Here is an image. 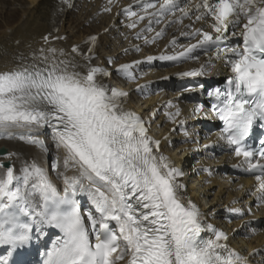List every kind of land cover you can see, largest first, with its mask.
Wrapping results in <instances>:
<instances>
[{
	"label": "snow or ice",
	"instance_id": "snow-or-ice-1",
	"mask_svg": "<svg viewBox=\"0 0 264 264\" xmlns=\"http://www.w3.org/2000/svg\"><path fill=\"white\" fill-rule=\"evenodd\" d=\"M61 2L71 6L69 0ZM136 4L139 11L131 5L121 11L129 28L147 18L141 31L151 32V25L167 16L174 18L169 23L194 16L186 25L192 31L181 35L195 43L147 60L197 59L203 52L208 63L180 75H203L212 61L228 69L223 85L207 90L210 111L222 122L218 140L240 158L235 167L254 175L256 198L264 203V0H197L191 8L181 7L180 0ZM197 21L201 26L193 27ZM163 34L161 29L145 42ZM43 39L47 43L49 36ZM96 40L90 36L87 43L95 45ZM71 51L87 63L49 47L31 59L19 56L12 67L0 70V132L24 130L18 138L47 154L39 131L50 128L63 153L51 165L62 190L34 159L25 161L19 173L0 163V245L11 255L34 234L42 236L45 227H52L61 236L48 249L44 264H249L230 246L228 234L207 223L185 195L186 185L178 179L184 173L160 151L161 141L149 135L145 119L126 108L129 93L104 82L111 73L92 63L93 47L87 54L78 46ZM133 67L121 64L116 71L131 80ZM165 115L174 119L180 112ZM254 127L261 130L255 145ZM81 193L88 195L95 212H82ZM230 211L240 213L238 208ZM0 264H8L7 257Z\"/></svg>",
	"mask_w": 264,
	"mask_h": 264
},
{
	"label": "bare ground",
	"instance_id": "bare-ground-1",
	"mask_svg": "<svg viewBox=\"0 0 264 264\" xmlns=\"http://www.w3.org/2000/svg\"><path fill=\"white\" fill-rule=\"evenodd\" d=\"M12 1H19L20 6L7 7V4ZM196 1L182 0L180 4L191 8ZM131 3L130 0H113L111 4L108 0H75L73 3L70 2L71 6H69L63 4L61 0H0V17L5 19L4 26L0 29V70L12 67L19 56L31 59L33 54L39 55L40 49L49 47L63 50L67 58L75 57L76 61L83 65L87 62L80 57L79 53L73 54L71 49L73 46H78L83 53L87 54L90 47L87 41L90 36H96L100 41L99 46L93 49L92 63L97 65L94 59L100 58L103 64L98 66L112 73L117 62L142 57L147 52H157L165 46L175 49L178 43L172 45L168 40L172 36L182 39L184 36L181 33L187 32L186 24L191 23L192 20L185 18L182 23L172 24L163 36L156 38L152 43H146V38L152 40L156 31L164 30L168 22L166 18L160 23L154 22L151 25V32L141 31L148 23L147 18L140 21L136 28H129L128 18L121 9ZM64 6H67L69 10L79 9L78 19L72 20L69 10L66 13L63 12ZM105 7H110L111 11H104ZM132 8L134 11H139L137 5ZM5 9L8 10L3 15ZM87 21L93 23L95 27L82 28ZM137 33H140L139 37ZM44 36H49L47 43L43 39ZM137 48L139 51L136 50ZM197 62L193 65L202 63L201 59ZM186 68H164L153 64L146 66L145 69H132L135 79L130 80L124 76V79L132 82L131 84L123 82L117 86L110 78H104V82L128 92L129 95L130 91H136L142 103L130 105L129 96L125 106L131 111L142 114L148 123L149 135L161 141L160 151L184 173L178 179L180 182H185V195L196 203L200 210L206 213L212 212L213 215L209 214L208 219L225 227L226 232L231 236L230 242L243 251L248 260L253 264H264V256L253 252L254 248L264 246V203L257 200L256 189L251 181L240 182L227 175L221 176V169H216L223 163L234 161L232 156L219 157L211 153H203L201 149L198 150V147L194 148L198 143L205 141L200 133L202 117L193 114L191 106L185 101L188 99L186 93L178 94L180 93L177 91L178 85L171 75L177 69ZM223 73V67L214 63L213 70L207 74L210 77H217ZM138 85L144 87L138 90ZM169 102L171 107H168ZM177 109L180 115L174 119H169L165 115L166 112L175 113ZM181 120L184 121L183 124L180 123ZM22 131L24 130H12L11 135L0 132V146L11 149L15 154L13 163L17 173L25 161L30 162L34 159L38 163L37 158L40 157V153L37 154L35 148L18 138ZM44 131H51V129L44 128L39 131V135ZM51 141H54L52 133ZM62 155L60 150V158ZM204 163L205 167L213 165L211 174L204 172ZM233 208L240 209V213L230 211L234 218L241 215L237 221L228 220L224 214L225 211ZM210 216H213V219ZM250 253L255 254L250 255Z\"/></svg>",
	"mask_w": 264,
	"mask_h": 264
},
{
	"label": "rangeland",
	"instance_id": "rangeland-1",
	"mask_svg": "<svg viewBox=\"0 0 264 264\" xmlns=\"http://www.w3.org/2000/svg\"><path fill=\"white\" fill-rule=\"evenodd\" d=\"M15 2H16V3H15ZM15 2H14V1L9 2V3L7 4V7H11V6H12V7H16L17 5H18V7H19V6H20V2H19V1H15ZM17 3H18V4H17ZM7 10H8V9H5L3 15H5V13L7 12ZM78 10H79V9L76 8V9H73L72 12L69 13V16L72 18V20H73V19H78L77 17H79L78 15L80 14V10H79V11H78ZM75 17H76V18H75ZM4 22H5V19H3V18L0 17V29H2V26H4V24H3ZM88 27H90V28L92 27V28H93V27H95V25H93V23H86V22H85L82 28H88ZM107 49H109V47H107ZM50 146H51V148H53V147H52V143H50ZM55 149H56V148H55ZM57 152H58V150L56 149V153H57ZM57 159H58V158H57ZM57 159H56V160H57Z\"/></svg>",
	"mask_w": 264,
	"mask_h": 264
}]
</instances>
